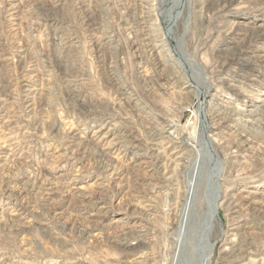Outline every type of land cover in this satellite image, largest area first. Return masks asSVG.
Wrapping results in <instances>:
<instances>
[{
    "label": "rangeland",
    "instance_id": "374dc122",
    "mask_svg": "<svg viewBox=\"0 0 264 264\" xmlns=\"http://www.w3.org/2000/svg\"><path fill=\"white\" fill-rule=\"evenodd\" d=\"M225 1L0 0V264H171L196 145L211 264H264V0Z\"/></svg>",
    "mask_w": 264,
    "mask_h": 264
},
{
    "label": "bare ground",
    "instance_id": "6f19581e",
    "mask_svg": "<svg viewBox=\"0 0 264 264\" xmlns=\"http://www.w3.org/2000/svg\"><path fill=\"white\" fill-rule=\"evenodd\" d=\"M225 2H230V0H226ZM143 4V3H141ZM142 7V6H141ZM145 9V8H144ZM147 10V7L146 9ZM144 13V12H143ZM146 13V12H145ZM144 13V14H145ZM170 16V15H168ZM146 18H149V16H145ZM142 20H145L142 19ZM169 20V19H168ZM145 23V22H144ZM147 24V23H146ZM239 26V25H238ZM148 28V27H147ZM171 29V28H170ZM136 31V30H135ZM149 31V30H148ZM147 33V32H146ZM151 35V34H150ZM252 35V34H251ZM147 36V35H146ZM250 38V37H249ZM149 39V37H148ZM249 40V39H248ZM245 47V46H244ZM258 57H260L261 59V56L259 55ZM264 57V56H262ZM190 58V57H189ZM263 60V58H262ZM261 62V61H260ZM219 75V74H218ZM199 98V96H198ZM202 102V101H201ZM213 110V109H212ZM215 112V111H214ZM202 113V121L204 122V129H203V132H202V136L204 139H206V137L204 136L205 134V131L209 128H211L210 124H209V116H212L214 114H210L208 112V110H206V108L204 109L200 103H199V113L198 114H201ZM210 114V115H209ZM215 114H218V113H215ZM201 116V115H200ZM223 116H226V115H223ZM175 128V127H174ZM100 132V130H98ZM97 131V132H98ZM155 131V130H154ZM153 131V132H154ZM96 132V131H95ZM124 132V131H123ZM122 132V133H123ZM107 133V132H106ZM109 133V132H108ZM156 133V132H155ZM160 133V132H158ZM148 134V133H147ZM154 134V133H153ZM110 135V134H109ZM119 135V134H118ZM151 135V133H150ZM122 136V135H121ZM153 136V135H152ZM162 136V135H161ZM155 137V136H153ZM152 138V137H151ZM174 138V137H172ZM131 139V138H130ZM149 139V138H148ZM125 141V140H124ZM171 141V140H170ZM115 142V141H114ZM138 143V142H137ZM143 144V143H142ZM175 144V143H174ZM183 144V143H182ZM185 144V143H184ZM141 145V144H140ZM210 145L212 146V149L214 148V145L213 143L211 142ZM115 146V145H114ZM118 146V144H117ZM116 146V147H117ZM127 146V145H126ZM1 147V146H0ZM201 147V146H200ZM146 148V147H145ZM214 150V149H213ZM194 157L193 159L191 160V166L190 167V174H189V179L187 181V184H186V194H185V201H184V204H183V210H182V216H181V219H180V222H179V228L177 229L178 230V233H177V238L175 240L176 244H177V250H176V255H177V259L175 258L174 261L171 263V264H177L178 261L180 260V257L182 258V261H184L183 264H197L198 262V247H197V244H196V238L198 236V234L201 232L203 226L205 227L206 224H208L209 222V215H208V208H207V205H206V202H204V209H203V212L201 213V215L199 214H195L194 217H191L192 216V209L195 207V196H196V193L200 187V185L202 187H206L207 183L209 182V179L207 178V175H205L206 177L202 178V172L203 170L207 171V169L204 167V159L202 160V155H203V150H200L198 145H196V148L194 150ZM179 154V153H178ZM136 156H138V154H135ZM142 155V154H141ZM153 155V154H152ZM145 156H146V153H145ZM151 156V155H150ZM140 157V156H139ZM143 157V156H142ZM181 156H179L178 158H180ZM147 158V157H146ZM142 159V158H141ZM154 159V158H152ZM151 159V160H152ZM157 159V158H156ZM186 159V158H185ZM184 161V160H183ZM190 161V160H189ZM134 162V161H133ZM146 162V161H144ZM148 162V161H147ZM142 163V161H141ZM220 163V162H219ZM218 164V163H216ZM137 165H140V164H137ZM154 166H155V163H154ZM136 167V166H135ZM224 168V167H223ZM156 169V168H155ZM216 171V170H215ZM208 172V171H207ZM220 172V167L217 169V172L215 174V177H213V180H210L212 182H216L218 183L219 181V175L218 173ZM207 174V173H206ZM220 174V173H219ZM202 179V180H201ZM177 181V180H176ZM214 182V183H215ZM210 183V182H209ZM208 183V185H209ZM220 185V184H219ZM212 186V184H211ZM253 193V192H252ZM250 193V194H252ZM209 200L212 201L214 203L215 201V198H217L216 196H218V194H216V192L213 190V191H210L209 193ZM253 195V194H252ZM251 195V196H252ZM251 199V198H250ZM254 200V199H253ZM206 201V200H205ZM253 203V202H252ZM107 209V208H106ZM218 219L216 218L215 221H217ZM190 221V222H189ZM192 224V227H191V232L188 230V233H186V229H187V224ZM216 223V222H215ZM176 225V224H175ZM214 227V226H213ZM124 230V229H123ZM127 231V230H126ZM135 234V233H134ZM133 234V235H134ZM137 234V233H136ZM127 235V234H125ZM139 237V235H138ZM137 237V238H138ZM143 237V236H142ZM139 239V238H138ZM141 240V239H140ZM130 241V240H129ZM144 242V241H143ZM209 243H210V238H209ZM133 244V243H132ZM138 244V243H136ZM123 245V244H122ZM124 249L128 250V252L132 251L130 250L129 248H131V245L125 243L124 244ZM134 246V245H133ZM213 246V245H212ZM212 246H211V243L210 245H207V264H211V258H212V255H213V250H212ZM120 249H123L120 247ZM138 249V248H137ZM135 249V250H137ZM124 251V250H122ZM183 252V254H182ZM122 253V252H121ZM124 253V252H123ZM134 261V260H133ZM137 263V262H136ZM139 263V261H138Z\"/></svg>",
    "mask_w": 264,
    "mask_h": 264
},
{
    "label": "water",
    "instance_id": "95a60500",
    "mask_svg": "<svg viewBox=\"0 0 264 264\" xmlns=\"http://www.w3.org/2000/svg\"><path fill=\"white\" fill-rule=\"evenodd\" d=\"M214 191L216 192V194H218V196H216L217 198H215L214 203L212 201L209 200L208 202V215H209V222L208 224L201 230V232L198 234L197 238H196V244L198 247V262L197 264H207V245H210L209 243V238H210V233L212 231L216 216L218 215V201L220 199V188L218 187V183H214ZM212 246V244H211ZM212 250H213V246H212ZM184 262L182 261V258L180 257V260L178 261L177 264H183Z\"/></svg>",
    "mask_w": 264,
    "mask_h": 264
}]
</instances>
